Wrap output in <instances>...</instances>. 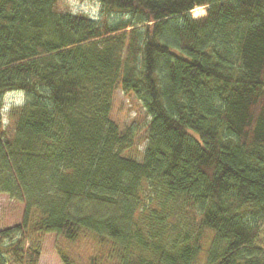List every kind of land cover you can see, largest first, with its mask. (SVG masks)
<instances>
[{
	"label": "trees",
	"instance_id": "obj_1",
	"mask_svg": "<svg viewBox=\"0 0 264 264\" xmlns=\"http://www.w3.org/2000/svg\"><path fill=\"white\" fill-rule=\"evenodd\" d=\"M98 1L121 16L0 0V194L25 203L0 264H38L48 232L108 243L88 264H264V0Z\"/></svg>",
	"mask_w": 264,
	"mask_h": 264
},
{
	"label": "rangeland",
	"instance_id": "obj_2",
	"mask_svg": "<svg viewBox=\"0 0 264 264\" xmlns=\"http://www.w3.org/2000/svg\"><path fill=\"white\" fill-rule=\"evenodd\" d=\"M57 8L62 11L71 13H84L92 18L99 19L103 14L121 16L115 14L113 11L105 12L103 6L98 0H59ZM206 11V8L203 6ZM202 8V9H203ZM200 10L201 7H197ZM191 14L193 15L192 11ZM206 14V13H205ZM204 14V15H205ZM203 15H200L201 17ZM25 100V93L22 91H9L3 97V119L4 124L9 123V111L12 107L23 103ZM112 117L120 124L122 128L130 125L137 130V137L135 138L134 145L125 151L126 155H133L141 159L143 151L147 144L148 136V123L150 116L147 114L141 101L135 96L133 92H125L121 86L118 85L114 95V105L112 110ZM25 211V203L10 197L8 194H0V230L4 228L15 226L22 223ZM260 243L264 244V222L260 226ZM41 255L38 264H65L63 261L60 250L75 264H88L90 257L96 254L100 248L104 251L108 250L107 245L100 247L97 239L91 234L86 232L75 242H68L63 237L55 232H48L43 234L41 242ZM60 249V250H59ZM202 254H206V248ZM205 256L202 255L200 264H204ZM8 264H21L14 262L9 257Z\"/></svg>",
	"mask_w": 264,
	"mask_h": 264
}]
</instances>
